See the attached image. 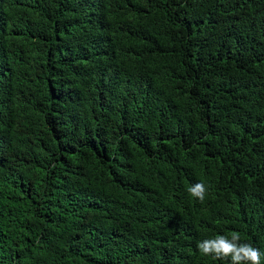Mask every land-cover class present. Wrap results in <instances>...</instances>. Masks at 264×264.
<instances>
[{
    "label": "trees",
    "instance_id": "obj_1",
    "mask_svg": "<svg viewBox=\"0 0 264 264\" xmlns=\"http://www.w3.org/2000/svg\"><path fill=\"white\" fill-rule=\"evenodd\" d=\"M234 231L264 253V0H0V264Z\"/></svg>",
    "mask_w": 264,
    "mask_h": 264
},
{
    "label": "clouds",
    "instance_id": "obj_2",
    "mask_svg": "<svg viewBox=\"0 0 264 264\" xmlns=\"http://www.w3.org/2000/svg\"><path fill=\"white\" fill-rule=\"evenodd\" d=\"M191 196L203 201L207 189L203 183H197L189 188ZM239 232H232L230 238L216 235L197 244V248L204 256H211L217 260H230V264H262V253L249 243H240Z\"/></svg>",
    "mask_w": 264,
    "mask_h": 264
}]
</instances>
